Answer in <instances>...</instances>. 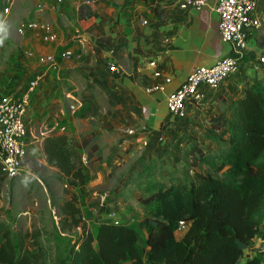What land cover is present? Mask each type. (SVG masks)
<instances>
[{
	"label": "crops",
	"instance_id": "0c3cea01",
	"mask_svg": "<svg viewBox=\"0 0 264 264\" xmlns=\"http://www.w3.org/2000/svg\"><path fill=\"white\" fill-rule=\"evenodd\" d=\"M40 1L45 5L42 12L36 10ZM88 1L93 2L13 0L4 13L8 5L0 0V98L19 95L31 78L42 76L25 118L30 150L23 161L24 170H28L27 159L39 152L42 165L58 175L47 165L42 151L43 139L51 134H65L78 142L84 184L89 190L104 186L125 160H132L128 169L154 163L162 167L173 153L170 166L183 161L188 167L184 155L183 160L175 161L174 157L181 158L185 151L182 145L175 149V141L190 132L205 148L210 144L215 147L204 133L211 132L209 119L219 112L218 104L222 99L241 97L251 86L264 85V62L259 61L264 60V0H259L255 11L260 27L250 32L238 72L221 88L204 90L203 101L198 103L201 106L188 104L184 120L169 114L167 95L196 68L239 55L220 40L212 4L201 10L180 11L170 0H127L115 12L110 8L112 0ZM28 23L49 26L57 41H43L39 27L19 33ZM47 55L54 56L55 67L39 63V58ZM109 62L117 71L108 67ZM165 79L169 82L164 83ZM162 83V90L150 91ZM89 132H93L94 151L88 138L86 149L81 144ZM141 145L143 153L135 158ZM33 148L36 155L31 153ZM200 168L196 170L202 172ZM181 175L191 179L188 168ZM77 189L70 190L78 201L91 193L80 197ZM96 211L95 207L81 208L93 234L99 221H95ZM109 214L114 212L101 213V220ZM114 216L118 221L120 214ZM262 251L264 240L255 239L246 253L252 256Z\"/></svg>",
	"mask_w": 264,
	"mask_h": 264
},
{
	"label": "trees",
	"instance_id": "16d2710c",
	"mask_svg": "<svg viewBox=\"0 0 264 264\" xmlns=\"http://www.w3.org/2000/svg\"><path fill=\"white\" fill-rule=\"evenodd\" d=\"M218 107L205 136L216 152L209 153L190 132L174 143L175 149L185 147L191 179L183 175H173L171 183L154 179L150 164L131 169L125 177L126 186L136 182L140 189L137 202L142 213L136 224L102 219L93 234L75 194L65 190L63 198L53 199L61 227L55 244L50 243L60 249L53 264H264V251L246 253L255 239L264 240V85L249 87L241 97L222 99ZM87 138L94 151L93 132L81 139L85 149ZM77 146L65 134H51L42 141L47 165L58 172L55 177L83 186ZM141 178L147 179L143 187ZM181 221L186 227L177 238ZM72 231L75 237L66 238ZM42 235L47 239L45 228L21 232L0 221V264H47Z\"/></svg>",
	"mask_w": 264,
	"mask_h": 264
},
{
	"label": "built area",
	"instance_id": "2783aa9c",
	"mask_svg": "<svg viewBox=\"0 0 264 264\" xmlns=\"http://www.w3.org/2000/svg\"><path fill=\"white\" fill-rule=\"evenodd\" d=\"M61 3L62 0H55ZM91 3L93 1H88ZM86 2V3H87ZM180 11L201 10L212 4L218 16V33L223 43L229 44L239 55L220 59L211 67H199L191 72L186 80L166 97V107L171 116L177 120H184L187 116V105H197L203 100L204 90H216L224 86L227 80L235 75L239 69V57L247 48L248 38L252 29L260 27V19L255 14L259 0H170ZM9 11L13 0H6ZM45 9L44 1L36 5V10ZM40 28L43 32V41L56 42V36L49 26L28 23L19 28V33L24 29ZM112 52H110L111 54ZM66 52L65 55H69ZM261 63L263 59L259 60ZM39 63L55 67V58L52 55L41 56ZM108 67L117 71V67L109 62ZM155 77L160 74L156 72ZM41 75L31 78L25 89L17 96H4L0 98V180H11L20 175L24 170L23 161L30 150L29 132L26 125L27 109L31 97L35 94ZM169 80L165 79L164 83ZM164 83L154 86L152 90H162ZM161 140V139H159ZM145 145V144H144ZM108 219L117 224L114 214H109ZM186 224L179 222L177 232L185 230Z\"/></svg>",
	"mask_w": 264,
	"mask_h": 264
},
{
	"label": "rangeland",
	"instance_id": "374dc122",
	"mask_svg": "<svg viewBox=\"0 0 264 264\" xmlns=\"http://www.w3.org/2000/svg\"><path fill=\"white\" fill-rule=\"evenodd\" d=\"M17 78H20V75L17 74ZM16 82L19 83L20 80L18 79ZM207 134L208 131H205L204 138ZM34 148L31 152L32 155H36V150ZM143 148L144 147L141 145L135 158H139L140 154L143 153ZM206 149L209 153L216 152V148L211 144ZM172 154L169 155L166 165L161 167L158 166L157 163L153 164V169L154 167L157 168L155 170L156 175L154 179H160L164 182L171 183V181L174 180L171 178L173 175L177 177L180 176L183 171L185 172L187 167L183 161L178 163L176 167L170 166ZM38 155L39 152L37 153V156ZM183 155L184 154L181 153V158H179V160H183ZM37 156L32 157L33 159H27L28 170L22 171L16 178L11 180H0V221L7 223L14 230L17 229L21 232L40 231L45 228L47 239H45V235H42L40 236V240L42 246L47 248V264H53L55 251L59 249V245H52L53 243L55 244L53 239L56 232H58V230L59 232L61 231V227L57 225L58 217L55 215L57 203L53 201V199L63 198L65 190L71 191L70 189L78 187L77 193L80 197H83L81 195L84 194V192H91L88 196L80 198L77 206L80 211L81 208L85 206L95 207L97 210L93 213L96 218L95 221H97V219L101 220V213L103 214L108 211L114 212L116 217L120 214V218L118 217L119 220L117 221L118 223L121 222L133 225L140 219L142 212L137 202L140 189H137L136 182L127 186L124 184L125 177L131 171V168L128 169V165L132 160H125L121 165H118L114 174L110 178L107 177L109 181L105 182L104 186H96L94 189L89 190L85 187V184H83V186L80 184L75 185L68 180L69 178L57 179L55 174L53 175L47 167L42 165L40 162L41 160L38 158L39 156ZM139 169H141V167H139L138 170ZM200 170L202 172L207 171L206 168L203 167H201ZM142 178L140 179V183L142 182L141 187H143L144 181L147 180H143ZM65 179L68 181V184L65 182ZM71 194H74L73 191H71ZM100 196L103 197L102 200H100ZM65 198L68 197L65 196ZM101 207H103L101 209L102 212L99 213ZM87 227L90 229L88 225ZM92 230H94V227ZM176 233V237L180 238V232L176 231ZM75 234L76 232L72 231L67 234L66 238H74ZM51 242L52 244H50Z\"/></svg>",
	"mask_w": 264,
	"mask_h": 264
},
{
	"label": "water",
	"instance_id": "95a60500",
	"mask_svg": "<svg viewBox=\"0 0 264 264\" xmlns=\"http://www.w3.org/2000/svg\"><path fill=\"white\" fill-rule=\"evenodd\" d=\"M127 0H112L110 3V8L115 12H119L120 9L124 6Z\"/></svg>",
	"mask_w": 264,
	"mask_h": 264
}]
</instances>
